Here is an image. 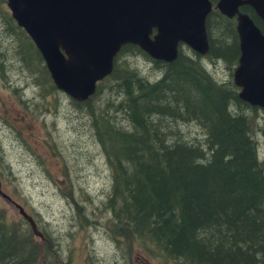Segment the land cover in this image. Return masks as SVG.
Segmentation results:
<instances>
[{"label":"trees","instance_id":"1","mask_svg":"<svg viewBox=\"0 0 264 264\" xmlns=\"http://www.w3.org/2000/svg\"><path fill=\"white\" fill-rule=\"evenodd\" d=\"M240 10L264 33L249 6ZM0 13L2 35L15 38L19 47L12 52L26 62L42 97L48 96L56 88L40 54L10 13ZM205 30V56L179 45L177 56L165 62L124 44L91 96L69 98L87 117L111 173L102 216L124 258L137 247L172 264H264V160L252 137L259 115L264 136V110L240 100L232 81L239 56L235 18L212 9ZM132 56L150 62L152 80L138 73ZM205 59L221 61L228 79H216ZM103 85L110 95L101 102L96 97ZM38 231L41 238L22 217L11 220L0 208V264H37L41 248L44 262L54 264L52 242Z\"/></svg>","mask_w":264,"mask_h":264},{"label":"rangeland","instance_id":"2","mask_svg":"<svg viewBox=\"0 0 264 264\" xmlns=\"http://www.w3.org/2000/svg\"><path fill=\"white\" fill-rule=\"evenodd\" d=\"M0 9L8 11L6 3ZM4 26L0 13V162L7 164L0 168L1 190L46 233L55 249L54 264H172L146 257L137 247L130 259L124 258L123 250L108 236L101 202L109 193L112 177L87 117L57 89L42 97L26 62L12 52L19 47L15 38L2 35ZM128 60L138 73L153 79L155 72L146 58ZM203 62L216 79H228L229 71L221 61ZM107 89L103 85L97 101L107 100ZM261 116L252 137L264 160ZM11 201L0 196V208L17 221L21 216ZM44 256L41 248L37 264H46Z\"/></svg>","mask_w":264,"mask_h":264},{"label":"water","instance_id":"3","mask_svg":"<svg viewBox=\"0 0 264 264\" xmlns=\"http://www.w3.org/2000/svg\"><path fill=\"white\" fill-rule=\"evenodd\" d=\"M10 16L37 49L54 87L77 102L95 91L124 44L151 59L172 61L179 45L208 52L207 14L235 15L239 56L232 81L237 96L264 110V33L239 6H249L264 29V0H5ZM0 196L10 200L0 188ZM39 238L33 218L11 201Z\"/></svg>","mask_w":264,"mask_h":264},{"label":"bare ground","instance_id":"4","mask_svg":"<svg viewBox=\"0 0 264 264\" xmlns=\"http://www.w3.org/2000/svg\"><path fill=\"white\" fill-rule=\"evenodd\" d=\"M241 6H247V5H241ZM241 6H239V9H240V7ZM241 12V11H240ZM228 18H232V17H228ZM233 18H235V15H233ZM183 46V45H182ZM188 48V47H187ZM189 49V48H188ZM192 51V50H191ZM206 55V54H205ZM205 55H201V56H205ZM261 109V108H260ZM35 229H36V231H38V229H37V225L35 224ZM39 232V231H38Z\"/></svg>","mask_w":264,"mask_h":264},{"label":"flooded vegetation","instance_id":"5","mask_svg":"<svg viewBox=\"0 0 264 264\" xmlns=\"http://www.w3.org/2000/svg\"><path fill=\"white\" fill-rule=\"evenodd\" d=\"M239 11H241L240 9H239ZM233 18V17H232Z\"/></svg>","mask_w":264,"mask_h":264}]
</instances>
